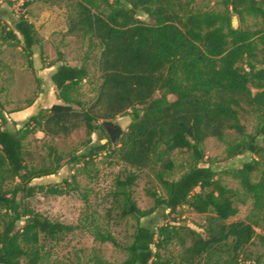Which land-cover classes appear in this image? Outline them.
<instances>
[{
	"label": "trees",
	"instance_id": "1",
	"mask_svg": "<svg viewBox=\"0 0 264 264\" xmlns=\"http://www.w3.org/2000/svg\"><path fill=\"white\" fill-rule=\"evenodd\" d=\"M43 1L66 2L67 34H90L98 42L101 84L88 109H75L73 93L89 73L61 63L60 57L51 65H58L51 75L58 103L15 130L0 110V264H41L44 244L59 243L76 231V226L52 221L29 206L37 192L61 196L66 189L32 185L56 175L61 159L53 168L36 169L26 160L24 141L38 132L49 139L66 138L81 128L88 139L114 129L120 136L114 156L127 168L161 169L156 179L165 196L149 191L154 207L147 211L134 200L138 175L130 170L116 179L119 217L133 218L136 227L125 246L112 235H100V241L126 254L121 263L105 264H259L262 255L253 258L250 247L257 244L264 252V215L230 220L250 200L255 210L264 211V29L234 27L230 13L195 12V0ZM23 2L27 8L33 0ZM225 6L240 19L250 15L264 20V0H227ZM141 13L150 21L141 20ZM3 32L5 40L20 43L31 56L39 46L34 25L23 16ZM244 105L258 115L255 135H248L241 122ZM121 117L130 118L125 131L113 124ZM228 132L242 140L227 144V158L252 156L239 168L224 171L239 189L226 186L221 173L204 164L205 142H223ZM111 144L94 145L74 162L106 152ZM177 152L188 154L191 164L177 180H169L165 174L174 170L171 155ZM10 181L17 183L6 189ZM64 184L70 187L68 180ZM182 208L207 216L204 233L177 219L157 227L142 223L158 209L172 216ZM171 245L180 252L166 258L162 250Z\"/></svg>",
	"mask_w": 264,
	"mask_h": 264
},
{
	"label": "rangeland",
	"instance_id": "2",
	"mask_svg": "<svg viewBox=\"0 0 264 264\" xmlns=\"http://www.w3.org/2000/svg\"><path fill=\"white\" fill-rule=\"evenodd\" d=\"M187 1L181 0L183 4ZM226 1L195 0L192 8L195 12L230 13L234 27L264 29L262 18L245 15L240 19L226 8ZM23 5V0L0 1V110L5 113L11 130L22 127L30 115L59 102L58 92L51 81V75L58 65L54 67L51 65L60 57L61 63L85 67L89 73V77L73 93L75 109L79 111L88 109L95 101L101 84L98 71L100 46L90 34L81 36L67 34L69 12L66 2L51 4L43 0H33L29 7L25 8ZM99 6L101 10L106 8L101 4ZM21 16L34 25L39 39V46L34 48L32 56L23 50L20 43L4 39L6 34L3 31L12 29L14 22ZM140 19L150 21L143 13L140 14ZM240 118L247 134L255 135L259 126L258 115L244 105ZM129 123V117H121L113 122L122 131L127 129ZM119 137L114 129H110L101 136L94 134L88 139L86 130L81 128L66 138L49 139L38 132L24 141L26 160L36 169L53 168L57 164V159H61L60 169L56 175L36 179L32 185L58 184L60 188L66 189V194L61 196L37 192L28 200L29 206L52 221L77 227L73 234L61 242L44 244L41 264H105L121 263L126 259L123 250L110 242H102L99 238L100 235H112L125 246L131 242L136 227L133 218L120 219L113 196L116 191V179L131 170L118 162L114 156L115 149L119 147ZM109 140L112 144L108 151L80 160L79 163L74 162V158L86 154L94 145L104 144ZM236 140L242 138L232 132L226 134L223 142L208 139L205 142L204 164L220 172L226 186L239 189L238 182L224 171L239 168L252 156L245 154L233 159L227 158V144ZM260 142L263 144L264 140ZM171 159L175 168L171 173L165 174V177L177 180L191 164V158L186 153L177 152L171 155ZM160 170L159 167L143 171L131 170L138 175L133 196L142 211L154 207V201L148 195L149 191H156L159 195L165 196L156 179V173ZM65 180H68L70 187H66ZM15 183L17 181H10L6 189H11ZM168 213L169 211L164 213L158 209L142 223L157 227L177 219L178 223L204 233L207 216L199 215L188 208L180 209L177 215L167 216ZM263 215L264 211L255 210L250 200L246 205H239V214L230 222L260 220ZM257 232L260 233V229H257ZM250 251L253 258L262 255L259 264H264V252L257 244L250 247ZM179 252L177 245L162 250L166 258Z\"/></svg>",
	"mask_w": 264,
	"mask_h": 264
},
{
	"label": "crops",
	"instance_id": "3",
	"mask_svg": "<svg viewBox=\"0 0 264 264\" xmlns=\"http://www.w3.org/2000/svg\"><path fill=\"white\" fill-rule=\"evenodd\" d=\"M31 116H33V115H30L29 118H30ZM29 118H28V119H29ZM28 119H27V120H28Z\"/></svg>",
	"mask_w": 264,
	"mask_h": 264
},
{
	"label": "water",
	"instance_id": "4",
	"mask_svg": "<svg viewBox=\"0 0 264 264\" xmlns=\"http://www.w3.org/2000/svg\"><path fill=\"white\" fill-rule=\"evenodd\" d=\"M107 125H109V124H107Z\"/></svg>",
	"mask_w": 264,
	"mask_h": 264
}]
</instances>
